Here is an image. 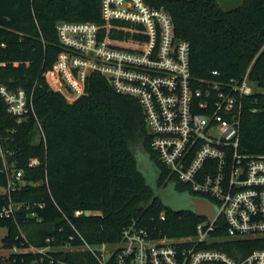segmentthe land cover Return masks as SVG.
I'll list each match as a JSON object with an SVG mask.
<instances>
[{
  "label": "trees",
  "instance_id": "trees-1",
  "mask_svg": "<svg viewBox=\"0 0 264 264\" xmlns=\"http://www.w3.org/2000/svg\"><path fill=\"white\" fill-rule=\"evenodd\" d=\"M144 1L171 15L177 37L190 44L195 78L227 82L242 80L249 71L256 91L245 100L240 151L264 155V0H240L231 9L217 0ZM101 4L102 0H0V85L33 92L36 117L46 134V142L38 140L34 114L18 123L0 100V147L8 152V161L24 171L26 183L11 197L45 204L42 223L27 219L26 212L0 219V227L9 231L5 249L41 247L53 235L66 239L74 232L71 224L98 245L118 242L123 228L134 222L178 237L194 233L201 220L190 211L168 209L152 186L153 181L158 189L174 184L178 192H189L151 148L138 100L117 93L105 77L93 75L86 94L70 103L44 76L60 51L57 24L101 22ZM140 152L148 157L149 171L140 167ZM32 159L39 166L30 168ZM3 167L0 154L2 188L8 185ZM7 203L8 195L0 194V208ZM77 210L91 215L75 218ZM162 213L165 221H160ZM231 247L223 245L234 255ZM236 247L245 249L247 256L264 248V240L240 241ZM24 251L12 253L11 264H34L39 258ZM67 261L80 264L86 257L68 253Z\"/></svg>",
  "mask_w": 264,
  "mask_h": 264
},
{
  "label": "built area",
  "instance_id": "built-area-1",
  "mask_svg": "<svg viewBox=\"0 0 264 264\" xmlns=\"http://www.w3.org/2000/svg\"><path fill=\"white\" fill-rule=\"evenodd\" d=\"M56 30L60 51L44 74L51 89L80 98L89 78L101 75L117 93L138 100L158 160L192 195L211 201L217 212L212 219L200 217L187 236L169 237L157 226L134 222L123 228L118 242L95 245L71 224L74 232L66 239L53 235L41 247L12 250L37 255L34 264H73L68 253L86 257L80 264H264V248L244 256L245 249L236 247L240 241L264 240V155L240 151L245 100L256 91L249 71L242 80L227 82L195 78L190 44L177 37L166 10L144 0H102L101 22L62 21ZM0 100L18 123L31 114L36 117L33 92L0 85ZM36 119L37 139L46 142ZM0 154L8 176V185L0 187V194L8 195L0 219L26 212L27 219L42 223L44 203L12 199L11 193L26 185L24 171L8 161L2 147ZM37 166V159L29 162L30 168ZM86 212L77 210L74 217ZM165 220L162 213L160 221ZM227 244L234 255L223 249Z\"/></svg>",
  "mask_w": 264,
  "mask_h": 264
},
{
  "label": "water",
  "instance_id": "water-1",
  "mask_svg": "<svg viewBox=\"0 0 264 264\" xmlns=\"http://www.w3.org/2000/svg\"><path fill=\"white\" fill-rule=\"evenodd\" d=\"M139 156H140V167H145L146 165L149 164L148 163V157L146 156V154H144L143 152H140ZM147 171H149V168L147 169ZM152 186L154 187L155 191L158 194L162 195L163 200H164V196H163L164 191H162L161 189H158L156 187L155 181H153ZM169 188L175 192V195L178 198H180V200H184V201L183 202L181 201L182 203L180 206L174 207V205H167V203L164 200V204L168 209L173 210L175 212L190 211L198 217H205V218H209V219H212L215 216V214L217 212V208L208 199L196 197V196L192 195L190 192H178L176 190V186L174 184L170 185ZM184 202H185V204H184ZM90 215H91L90 212L87 211L86 216H90ZM65 259H66V257L63 258V260H65Z\"/></svg>",
  "mask_w": 264,
  "mask_h": 264
},
{
  "label": "rangeland",
  "instance_id": "rangeland-1",
  "mask_svg": "<svg viewBox=\"0 0 264 264\" xmlns=\"http://www.w3.org/2000/svg\"><path fill=\"white\" fill-rule=\"evenodd\" d=\"M217 1L219 2L220 6L224 9H231V8L237 7L240 4V0H217ZM62 95L67 101L68 99L76 101L75 99L77 96L74 94H67L66 92H64V94ZM161 190L164 191L163 196H164V200L167 203V205H174V207H178L184 201V200H180V198H178L175 195V192L170 188H167L165 190L161 189ZM8 232L9 231L7 228L0 227V264H11L10 256L12 253L15 252L11 249H5L3 247V240L8 235Z\"/></svg>",
  "mask_w": 264,
  "mask_h": 264
}]
</instances>
